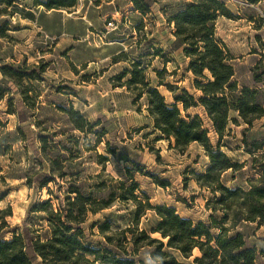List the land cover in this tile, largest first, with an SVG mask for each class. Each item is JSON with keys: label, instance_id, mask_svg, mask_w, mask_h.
I'll list each match as a JSON object with an SVG mask.
<instances>
[{"label": "rangeland", "instance_id": "rangeland-1", "mask_svg": "<svg viewBox=\"0 0 264 264\" xmlns=\"http://www.w3.org/2000/svg\"><path fill=\"white\" fill-rule=\"evenodd\" d=\"M52 1L56 0H0V88L4 89L0 98V225L6 223L0 239L12 240L13 231L22 230L27 223L31 237L46 242L50 208L40 205L51 200L57 211L60 201L65 203L70 185L80 182L88 192L102 183L104 192L97 197L107 198L118 189L119 181L127 187L134 182L142 203H146L144 194L153 206L166 205L183 218L208 225L212 212L206 204L214 198L195 179L210 165L205 149L194 143L185 151L176 150L174 140L155 129L146 97L135 100V94L123 86L131 76L117 79L141 62L150 87L157 88L168 104L183 90L196 99L201 96L194 86L196 77L188 71L189 59L175 48L171 21L193 0H69L64 8ZM133 1L145 10L130 13L136 9ZM220 1L232 16H219L215 37L229 50L233 81L240 88L264 89V0ZM121 39L127 50L115 56L116 49L124 48L119 45ZM41 66L45 72L38 69ZM2 67L10 68L9 75L22 71L39 78L23 81L26 94L2 74ZM255 75H262V83L255 82ZM178 107L186 116L181 103ZM72 110L90 124L97 123L92 133L74 129ZM188 115L202 119L211 144L217 147L219 138L204 110L191 108ZM230 119L236 122H230L221 151L243 168L227 171L221 181L229 188L247 190L264 164V117L251 126L237 112L232 111ZM40 135L50 136L45 152L41 151ZM75 136L81 138L80 145ZM62 172L69 173L68 182L57 178L60 185L50 182L42 186L46 179L56 178L53 173ZM99 174L101 178H95ZM136 209L134 203L117 199L104 210L89 212L80 225L82 242L101 250L104 264H156L153 247L135 246L136 234H123L138 228L160 238L153 234L159 221L156 213L148 211L136 222ZM105 224L110 227L102 233L100 227ZM236 233L257 249V264H264V226L243 222L230 235ZM105 237L114 244H108ZM29 256L34 264H44L40 256ZM199 256L194 250L186 263L193 264ZM86 259L90 262L50 255L48 264H98L90 256Z\"/></svg>", "mask_w": 264, "mask_h": 264}, {"label": "trees", "instance_id": "trees-1", "mask_svg": "<svg viewBox=\"0 0 264 264\" xmlns=\"http://www.w3.org/2000/svg\"><path fill=\"white\" fill-rule=\"evenodd\" d=\"M67 1L69 0H56L51 4L64 8L67 7ZM133 4L136 12L145 10L137 1H133ZM219 16L228 18L232 16L224 2L193 0L171 19L175 24V48L182 49L184 56L190 61L188 71L196 77L194 86L201 93L198 99L183 90L181 95L174 97L173 104H168L157 88L150 87L146 80V71L141 68V62L134 63L132 70H125L117 77L118 80H123L131 76L123 86L135 94V100L146 97L147 111L155 129L168 140H174L176 150L185 151L194 143L205 149L210 165L204 175H195V179L201 188L211 190L214 198L206 204V208L212 212L209 224L195 223L191 219L183 218L177 214L176 209L166 205L153 206L144 194L146 203H142L136 194L139 186L134 182L127 187L125 183L119 181L118 189L112 191L108 198L97 197L104 192L105 187L102 183L97 184L93 191L89 192L81 182L79 185L74 183L66 192L65 203L63 200L60 201L57 211L54 210L51 200L40 205L43 208H50L48 211L50 237L46 242H42L39 237L38 239L31 237L28 224L24 223L22 230L13 231L12 240L0 239V264H34L29 256L32 254L40 256L44 264H48L50 255H68L70 258L83 259L88 263L90 261L86 256H90L98 264H104L99 256L101 250L90 249L82 242L83 231L80 225L85 222L89 212L95 214L104 210L117 199L135 204L136 222H139L148 211L156 213L159 221L153 229V234H159L160 238H152L145 230L140 231L138 228L123 232L124 236L127 232L136 234L133 237V245L144 244L143 246L153 247L152 259L156 264H187L186 261L193 256L196 249L200 256L194 259L193 264H257V249L250 245L242 234L230 233L243 222H256L259 227L264 226V164L258 168L259 176L249 183L247 190L225 186L221 181L222 175L229 170L243 168V164L234 163L223 153L221 142L228 133L230 122H236L235 119H230L232 111L237 112L239 118L250 126L264 117V89L240 88L238 83L233 81L235 70L231 64L229 50L215 37V24ZM38 69L45 72L42 66ZM1 71L26 94L28 88L23 85V81L39 78L22 71L9 75L8 67H2ZM254 80L257 84L262 83V75H255ZM160 85H164L162 81ZM166 86L171 88V85ZM3 92L4 89L0 88V98H3ZM23 99L27 100V95H23ZM179 103L182 104L186 116L181 113ZM198 107L204 110L212 123L219 138L217 147L211 144L209 132L204 129L202 119L188 115L189 109ZM71 115L72 126L83 134L92 133L97 126V123L90 124L86 121L78 111L72 110ZM17 116L19 117L18 114ZM18 130L21 131V128L18 127ZM49 137V135L39 137L43 152L50 145ZM74 141L80 145L81 138L75 136ZM254 146H257V143H254ZM80 154L78 150L76 156L79 157ZM98 157L107 161L102 155ZM53 174L56 178L53 181L46 179L43 187L50 182L58 184L57 178L65 181L69 175L63 172ZM95 178H101L100 174ZM9 212V216L12 215L11 208ZM217 214L219 217H216ZM5 225L6 223H2L0 229ZM109 227V224L101 226L102 233ZM105 239L108 244H114L109 237ZM58 264H63V261H59ZM118 264L134 263L118 261Z\"/></svg>", "mask_w": 264, "mask_h": 264}, {"label": "crops", "instance_id": "crops-1", "mask_svg": "<svg viewBox=\"0 0 264 264\" xmlns=\"http://www.w3.org/2000/svg\"><path fill=\"white\" fill-rule=\"evenodd\" d=\"M188 4H189V2L187 4H185L181 10H183ZM128 7L130 8V6H128ZM181 10H179L178 12H180ZM132 12H136L134 8L130 11V13H132ZM126 16H128V14H126ZM119 42H120L119 45H121L123 47L125 44V43H122V42H125L124 39H121ZM126 50H127V48L125 46H124V48H118L115 50L114 55L119 56L120 54H123L124 52H126Z\"/></svg>", "mask_w": 264, "mask_h": 264}, {"label": "built area", "instance_id": "built-area-1", "mask_svg": "<svg viewBox=\"0 0 264 264\" xmlns=\"http://www.w3.org/2000/svg\"><path fill=\"white\" fill-rule=\"evenodd\" d=\"M109 26H112V23H109Z\"/></svg>", "mask_w": 264, "mask_h": 264}]
</instances>
